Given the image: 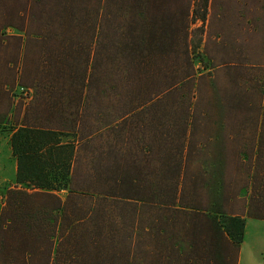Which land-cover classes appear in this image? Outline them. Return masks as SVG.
<instances>
[{
	"label": "trees",
	"instance_id": "1",
	"mask_svg": "<svg viewBox=\"0 0 264 264\" xmlns=\"http://www.w3.org/2000/svg\"><path fill=\"white\" fill-rule=\"evenodd\" d=\"M207 5L0 0V51L18 40L0 68V131L9 125L16 160L0 264H237L246 219L264 218V84L247 142L225 136L222 118L202 140L207 205L184 199L195 62L212 68L200 50ZM16 86L30 96L10 119ZM229 147L246 167L238 194L251 191L242 213L225 211Z\"/></svg>",
	"mask_w": 264,
	"mask_h": 264
},
{
	"label": "rangeland",
	"instance_id": "2",
	"mask_svg": "<svg viewBox=\"0 0 264 264\" xmlns=\"http://www.w3.org/2000/svg\"><path fill=\"white\" fill-rule=\"evenodd\" d=\"M5 31L7 34L19 33L13 28H8ZM204 31L205 28H203L202 39L204 38ZM5 41V52L3 50L0 51V68H2L5 64V59L8 62L9 60L13 61V57L16 53V44L18 43L17 39H7ZM208 47L210 49V44H206V51L209 54V59L207 61L211 64L212 68L205 70L198 61L195 62L197 71V89L195 99L197 107L196 117L199 119L193 139L194 144H197L198 146V150H194L195 152L192 155L189 165L187 166V171L185 173V178L187 179L185 182L184 193V199L191 202L196 201L203 207L207 205L210 199L209 189L205 182L209 175L206 176V174L202 171V168L207 166L204 165V160H206V153L210 151L211 144L203 146L202 140H205L207 136L214 135L215 127L213 122L218 118H222L224 119V123H226L225 136H229V134L234 135L235 133L238 139L237 143L240 142V144H244L247 142L249 138H246L250 136V131H252L249 121L261 118L260 109L263 107L262 88L264 84V68H261V66L247 67L245 65L248 64L247 61L262 63L264 60H248L247 58L242 57L227 58L229 55L227 52L222 54L221 51L216 50L213 53L208 49ZM202 49L203 47H201V50ZM213 54L215 56L214 58ZM14 67L15 66L13 65L12 70ZM15 91L18 95L22 94V97H14V105L12 110L8 113V117L10 119L14 118V108L20 102H27V96H30L29 90H26L27 92L23 93L21 91V87L18 86L15 87ZM217 102H222L224 107L222 105H218ZM0 108H2V110H7V108H4L3 106ZM241 124L245 127H240ZM5 128L6 129H3V131H0V135L2 134L9 138V125ZM241 129L243 130L241 135L236 133ZM227 150L229 152L227 158L225 157V170H223L225 196L228 198V203L225 205V211L228 213H240L244 210L251 191L250 188L247 190L243 189L240 195L238 194V189L245 184L246 179L244 178L245 176L243 170L246 169V167L242 166L237 157L233 154L232 150H236L235 148L230 149L229 147ZM11 176H13L12 173ZM12 185V183L3 185L0 188V193L2 194L5 188Z\"/></svg>",
	"mask_w": 264,
	"mask_h": 264
},
{
	"label": "crops",
	"instance_id": "3",
	"mask_svg": "<svg viewBox=\"0 0 264 264\" xmlns=\"http://www.w3.org/2000/svg\"><path fill=\"white\" fill-rule=\"evenodd\" d=\"M203 26V49L200 47V50L204 52L206 60L209 59L206 44H210L208 49L213 53L216 50L222 54L227 52V58L264 60V0H208ZM247 62V67L264 68V62ZM15 174L16 160L12 155L9 138L1 134L0 188L7 183L15 185ZM3 194L0 193V211ZM247 219L237 264H264V218Z\"/></svg>",
	"mask_w": 264,
	"mask_h": 264
}]
</instances>
